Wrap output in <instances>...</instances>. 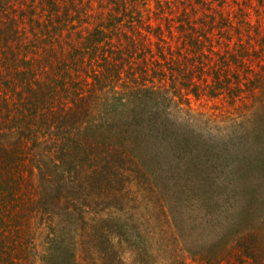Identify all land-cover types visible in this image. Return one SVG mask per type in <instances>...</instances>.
<instances>
[{"label":"rangeland","instance_id":"obj_1","mask_svg":"<svg viewBox=\"0 0 264 264\" xmlns=\"http://www.w3.org/2000/svg\"><path fill=\"white\" fill-rule=\"evenodd\" d=\"M57 2L53 7L50 0H0V43L10 20L24 35L14 53L20 59V74L27 76L28 70L43 67L55 75L57 70L68 67L71 72L76 67L94 76L103 51L113 61H122L127 69L132 68L139 86H132L134 80L125 86L115 80L113 89L96 80L83 84L82 93L88 99L78 109L83 125L94 131L89 140L105 138L107 146H127L137 154L143 153L139 146L143 128L136 135L133 131L143 127V111L152 113L153 100L158 99L160 113L153 115L160 118L161 130L152 129L150 120L144 130L146 140L159 142L158 153L148 150L156 157L158 193L150 192L143 179L139 183L142 194L130 198L123 210H115L135 224L131 225L133 237L120 247L123 253L128 251L127 259L132 264H206L185 245L230 239L231 255L226 262L218 256L219 264H241L240 256L244 261L247 258L232 243L248 226L258 227L256 239L264 264V0ZM63 7L86 9L87 20L81 24L65 18L62 24L54 14ZM98 27L103 30L97 41L101 47L92 45ZM43 55H56L52 66L46 59V65L35 67ZM145 84L161 89L160 94L149 97L151 91L143 89ZM1 87L12 93L16 86ZM12 96L15 109L22 105L26 92L20 89ZM125 102L129 105L122 106ZM31 127L35 133L40 130V135L17 133L14 137L22 140L18 180L13 183L19 187L9 204L14 219L8 217L12 213L0 210V264H46L42 255L45 246L52 244L45 238L49 229L42 225L37 201L41 190L52 195L45 184L48 174L57 169L51 167L53 151L62 136H73L76 131L70 124L49 127L39 120ZM42 130L46 132L41 134ZM82 185L87 188L80 198L77 187L64 196L55 194L49 201L52 215H61L59 202H71L77 209L66 221L79 225L82 216H89L94 222L98 216L92 217L94 212H101L97 197L107 195L92 184ZM227 219L231 220L229 230ZM58 248L54 250L62 253ZM75 252L80 264H89L83 251Z\"/></svg>","mask_w":264,"mask_h":264},{"label":"trees","instance_id":"obj_2","mask_svg":"<svg viewBox=\"0 0 264 264\" xmlns=\"http://www.w3.org/2000/svg\"><path fill=\"white\" fill-rule=\"evenodd\" d=\"M50 1L51 3L53 2V7L54 4H58L57 0ZM54 17L59 22H62L65 18L67 20L73 18L82 24V22L87 20V10L80 8V10L73 9L71 11L69 9L64 10L63 7L58 9ZM11 22L10 20V24L4 27L3 40L0 43V50H2L0 52V210L5 213H12L10 211L13 210V206L9 205L11 204V196L14 195V191L18 190L19 187H14L13 183L18 180L17 171L20 167V143L22 140L15 139V134L31 135V137L36 138L40 135V130L39 133H35L34 128L31 126L32 124H37V120H39L41 125L49 127L52 124L57 128H62V126L68 124L73 125L76 136H70L69 134L62 136V142L57 144L58 148L56 151H53L52 155L50 152L46 154L51 155L50 158L55 159V161L58 160L59 163L52 161L54 164L51 167L55 165L54 167L57 169L53 171V175L48 174V183L45 184L46 189H52V195L41 190L39 193L41 197L37 201L38 209H40L42 216V225L49 229V233H46L45 238L52 241V244L51 242L49 243L51 246H45L42 255L44 262L46 264H80L76 259L75 251L81 250L88 258L89 264H132V259L128 260L126 257L128 256V251L125 250V253H123L120 247H122L124 240L126 242L133 237L131 225L134 223L128 217L125 219L124 216L117 215L118 213L115 210L117 208L123 210L128 205L130 198L142 194L139 183H142L143 179H146V185L149 186L150 192L155 195L158 193L155 187V178L157 177L155 169L156 157L151 155L148 150L154 149L156 152L159 142L158 140L148 141L144 135V130L148 126L147 122L149 120L152 129L161 130L160 118L153 115V113H160L156 107L158 99L153 100L155 109H152V113L143 111V115H141L143 116V127H136L133 131V134L136 135L143 128V142L139 144V141H137V144L143 147V153L139 151L137 154L131 148L129 151L127 146L122 145L120 147L115 144L107 146L105 138L95 141L89 140L93 136L94 131H90L86 125H83L80 116L81 111L78 109L80 104L88 99V96L82 93L83 84L92 83L96 80L100 85L110 84V88L113 89L116 84L114 83L115 80L123 86L128 84L129 80H134L132 86L137 88L139 86L138 77L131 71L132 68L127 69V66L122 61H113L112 55L103 53L104 51L99 63L100 68L94 71V76L90 75L92 73L85 75L82 70H78L76 67H73L71 72H69L68 67L66 68L67 71L65 69L63 71L57 70L54 73L55 75L47 73L42 67L37 71H34V69L28 70L27 76H24L20 74L21 69L19 70L18 68L20 59L14 56L15 45H19L24 35ZM99 33H103L100 27L96 29L93 35L92 45L95 47L102 46L97 42L100 39ZM78 49L82 48L76 47V50ZM53 57H56V55H43L41 61L36 60L35 67L42 66V63L46 65V59H49L52 66L51 58ZM29 63L31 66V61ZM2 84L9 85L12 89L16 86L15 91L13 90L14 92L12 91V93L6 92V89L1 87ZM147 87L145 84L143 89L151 91L148 94L149 97L154 95L157 97L161 92V89L154 90ZM20 89L26 92V96L21 101L22 105H16V108L13 109L12 104L14 102L10 99ZM125 104L127 105L128 102L122 103V106ZM137 122L141 123L139 119H137ZM87 131L90 132L85 133ZM44 132L46 130H42L41 134H44ZM148 135L151 136L152 134ZM96 163L99 164L98 167H94ZM89 165H92L91 169H87ZM131 166H133L134 170H130L127 173ZM152 176L153 181L151 180ZM54 177H57L55 181H53ZM81 178L85 180L82 182ZM82 184H92V186L97 188V191L107 195L106 197H97V204L100 206L101 212H94L92 217L98 215L95 217L94 222L91 221V218H88L89 216L87 218L82 216L79 225H76L75 220L66 221L69 218L68 216L73 215L77 209V205H72L71 202L67 204L58 201L62 209L61 215L63 214V219L60 218L61 215L59 217L52 215L50 211L52 207L49 206L51 198L54 200L53 196L59 193L64 196V194L70 192L69 190L76 187L78 191L77 198L85 196L86 191L84 189L87 187ZM54 203L57 204L56 202ZM82 214L80 213L79 216ZM14 216L12 213L8 217L14 219ZM227 221L225 228L229 230V222L231 220L227 219ZM54 227L56 230L53 232ZM243 229H245V232L241 230L239 237H229L231 239L235 238L232 243L233 247H240L241 255L247 258L244 261L245 259L240 256L241 264L242 261L246 264L253 262L262 264L263 256L259 250L260 240L256 239L258 227L255 229L243 226ZM21 230L19 229V234ZM238 232L239 229H237L236 234ZM229 240L226 243H222L218 239L208 245L197 247L185 245V248L192 255L200 254L206 264H219L218 256H221L226 262L231 255L232 248L227 247V244L231 242ZM55 248H58L62 253L55 251ZM143 264L146 263L143 262Z\"/></svg>","mask_w":264,"mask_h":264}]
</instances>
